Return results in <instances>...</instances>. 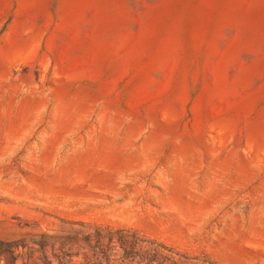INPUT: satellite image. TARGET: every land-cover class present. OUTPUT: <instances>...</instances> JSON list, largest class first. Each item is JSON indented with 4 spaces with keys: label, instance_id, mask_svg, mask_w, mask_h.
I'll list each match as a JSON object with an SVG mask.
<instances>
[{
    "label": "rangeland",
    "instance_id": "rangeland-1",
    "mask_svg": "<svg viewBox=\"0 0 264 264\" xmlns=\"http://www.w3.org/2000/svg\"><path fill=\"white\" fill-rule=\"evenodd\" d=\"M80 222L264 264V0H0V264Z\"/></svg>",
    "mask_w": 264,
    "mask_h": 264
},
{
    "label": "trees",
    "instance_id": "trees-1",
    "mask_svg": "<svg viewBox=\"0 0 264 264\" xmlns=\"http://www.w3.org/2000/svg\"><path fill=\"white\" fill-rule=\"evenodd\" d=\"M79 224L94 228L98 243L95 264H217L205 253L191 254L135 229ZM89 237L88 233L85 239Z\"/></svg>",
    "mask_w": 264,
    "mask_h": 264
}]
</instances>
